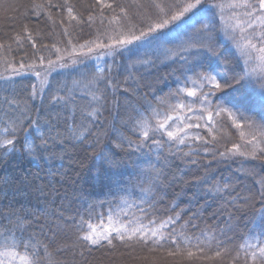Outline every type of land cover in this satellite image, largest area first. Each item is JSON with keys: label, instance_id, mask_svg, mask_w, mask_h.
I'll use <instances>...</instances> for the list:
<instances>
[{"label": "snow or ice", "instance_id": "obj_1", "mask_svg": "<svg viewBox=\"0 0 264 264\" xmlns=\"http://www.w3.org/2000/svg\"><path fill=\"white\" fill-rule=\"evenodd\" d=\"M114 3L115 0L112 3H106V0H95L101 23L106 19L105 9L113 13L108 24L115 25L114 35L102 33L96 40L79 44L80 52H77L76 45H72L70 51L65 49L66 57L59 55L61 49L53 44L52 48L57 53L56 60L48 59L47 66L44 67L45 58L42 56L38 58L41 67H44L41 88L37 89L34 84L30 86V99L42 97L43 89L47 87V77L55 68L77 67L81 70V76L90 77L84 84L87 95L90 97L87 105H77L73 94L74 89L66 90L61 85L57 89V94L51 97L50 102L67 110L68 116L64 117L57 113L49 119V114L41 115L42 110H38L36 117L33 118L32 109L27 104L21 107L16 99L15 81L12 78L25 71H34L35 65H26L20 61L17 67L9 63L8 66L12 69L11 75H0V80L4 82L0 85V91L12 90L9 96L0 100V133L15 137L17 132L27 125L33 131L25 133L24 153L34 160L55 158L56 148H64L66 142L85 144L89 137L92 140L86 145L87 147L99 146L108 136L106 131L101 130L106 123L103 115L108 110L107 94L110 92L115 97L121 88L125 94L130 91L135 93V87H124L129 83L138 87L139 81L133 69L138 64L153 63L151 60H135L123 66L107 63L106 58H112L114 62L115 57L123 55L124 51L134 55L133 46L156 44L165 59L181 62L183 84L191 86H178L170 90L165 97H157V105H153L145 96L143 110L135 105L128 106L135 111L136 115L131 118V121L122 120L121 123L137 139L133 140L119 129L111 128L116 140H109V144L98 154V158L103 162L102 170L110 173L107 179L112 199L107 201L109 208L106 215L102 212H94L95 205L92 204H88L86 210L78 217H64L62 213H56L55 215L60 219L50 220L47 219L48 214L45 212L46 224L55 226L47 230L41 226L39 232H31L29 231L32 227L31 221L21 216L20 212L24 211L35 218L40 214L39 208L35 210L10 208L5 212L0 207V264H76L74 258L76 252L71 261L58 258L59 253L72 248L76 249L83 258L85 251L90 253L94 248L107 247L114 252L118 244L128 250L131 264H157V258L150 255L156 252H164L169 257L185 256L188 260L195 259L201 262L222 260L225 256H229V264H237L238 261L240 264H264V176L254 181L258 185L256 191L245 196L232 195L235 184L229 182L232 180L231 176L226 177L224 182H213L212 178L205 173L203 177L195 181L199 193L211 196L214 200H223L225 204H230L237 210L254 207L256 203H260L261 207L250 221L252 228L239 245H231L232 238L227 236V232L233 230L230 223L231 213L228 214L227 228L220 230L219 234L214 229H204L198 235L188 234L189 221H184L179 229L177 228V223L186 209H180L176 201L169 204V210L174 213L173 215H158L161 211L159 204L167 202L168 189L175 180V178L168 180L166 184L167 175L164 169L169 167L170 157L172 160L179 159L185 162L186 167L196 166L197 168L199 163L193 157L200 156L202 153L211 155L213 160L219 158L226 161L243 157L264 161V146H262L264 145V120L259 123L253 121L234 102L236 97L243 94V90L258 82V101L264 108V71L259 80L254 82L252 73L255 69L245 70L249 61L254 58L261 61V67L264 69V0H256L255 3H252V0H233L228 4H212L210 0H194V2L168 0L167 3L161 4L152 0L151 7L156 11L154 16L148 17L146 30L129 28L127 31L123 28L122 19L130 22L128 7L120 4L114 7ZM131 6L142 7L139 0H132ZM225 7L245 9V11L242 14L233 12L232 15L225 17L223 15ZM51 8H65L69 21L77 19L69 0H64L63 5L52 4L51 0H47V9L43 4H33L32 14L39 16L41 11ZM38 9L40 11H37ZM216 9H220V19L225 22V27L222 29H217L212 23L216 16ZM9 10L16 9L13 5L0 0V11ZM186 13H190L191 16L186 17ZM197 16L199 18L194 23H186L191 17ZM49 19H51L50 14ZM94 19L96 17L89 15L87 20L82 22L91 24ZM231 21L235 22L231 23ZM60 23L63 24L64 20ZM229 28L239 29L243 42L237 40L234 33L229 34ZM250 29L251 32H249ZM24 31L27 35L21 37L17 34L15 42L19 43L22 39H27L35 47L36 41L26 25ZM137 31H139L138 35ZM218 31H223L226 37L233 41L240 55L245 57L242 64L237 62L233 65L226 53L221 50L215 36ZM64 33L67 35V28L64 29ZM254 38L257 40L256 43L253 42ZM104 39H107L108 43L103 42ZM173 40L178 42L171 48L167 47L166 44ZM68 43L71 44L70 38ZM4 48L5 46L0 44V50ZM253 53H259V55L254 57ZM87 60L93 61L91 69ZM101 60L103 64L95 63ZM119 67H123L126 73L123 80L112 74L113 71L118 73ZM35 76L41 77V72L35 71ZM79 83V81H73L74 87ZM205 88L207 91L204 90ZM65 90L66 95H59L60 91ZM210 96H215L217 103H211ZM111 103L112 107H118L115 99ZM222 115L226 120L231 121V126L240 129L239 136L244 141L243 145L233 143L231 148H225L224 151H218L215 147L218 142L214 134L218 123L216 118ZM242 121L248 122L251 129L249 133L243 131ZM94 126H96L95 131ZM203 130H207L210 139L201 134ZM7 136L0 143V148H3L5 152L15 151L14 139H9ZM248 136L251 138L248 139ZM196 142H199L202 147H193ZM209 145L212 146L209 147ZM185 147L188 151H184ZM117 149L120 151L127 149L129 155H139L144 149L148 150L145 153L149 157L146 161L147 170L141 169V173L147 174L148 179L146 182L132 185L133 189L139 188L137 198H132V189L120 180L118 172L115 171L120 164V161L116 159L119 155ZM150 154L155 155L156 163H152ZM210 164L211 161L209 166ZM235 171L239 172L240 169ZM244 174L248 177L259 175L255 169H245ZM49 175L51 176V173ZM209 184L211 187H201ZM37 191L40 195H45L42 185ZM241 200L243 204L239 203ZM99 203L102 206L105 202ZM221 208L223 209L224 205H221ZM85 215L88 219H85ZM195 215L197 214H194V217ZM95 218H99L98 223L92 222ZM65 219L72 221L74 242L71 245L52 248L50 245L55 243L57 233L65 229V225L60 222ZM41 236H46L49 243H45ZM221 236L224 239H221ZM137 248L147 254L133 256ZM122 264H129V262H122Z\"/></svg>", "mask_w": 264, "mask_h": 264}, {"label": "trees", "instance_id": "obj_2", "mask_svg": "<svg viewBox=\"0 0 264 264\" xmlns=\"http://www.w3.org/2000/svg\"><path fill=\"white\" fill-rule=\"evenodd\" d=\"M4 2L13 5L16 10L0 11V44L5 46L3 50H0V75H11L12 69L9 68V63L17 67L20 61H23L26 65H35L34 71H25L21 75L12 78L15 81L16 99L20 102V106L23 107L27 104L32 109L33 118L36 117L38 110H42L41 115L49 114V119L53 118L57 113L67 117V110H63L59 105L50 102L51 97L57 94V89L61 85L66 90L74 89L75 103L80 106H86L90 97L87 95V89L84 88V84L87 83L90 77L81 76V70L77 67L55 68L51 75L47 77V87L43 89L42 97L37 96L30 99V86L34 84L37 89L41 88V79L44 78V67L47 66V60H56L57 53L52 48L53 44L61 49L59 55L66 57L67 52L65 49L67 48L70 51L72 45H76L77 52H80L79 44L96 40L97 36L102 33L109 36L114 35L113 29L115 25L108 24V20L111 19L113 13L105 9L104 16L106 19L101 23L98 18L99 12L96 10L95 0H69L74 14L77 16L76 20L69 21L65 8L44 10L41 11L39 16L32 14L33 4H43L47 9V0H4ZM51 2L52 4L63 5L64 0H51ZM112 2L113 0H106V3ZM156 2L165 4L168 0H156ZM191 2H194V0H191ZM221 2L228 4L233 2V0H210L212 4ZM255 2L256 0H252V3ZM116 4L128 7L131 20L129 22L122 19L125 31L129 28L146 30L145 25L148 23V17L154 16L156 11L151 7L152 0H139V4L142 7L131 6L132 0H115L114 7ZM37 11L40 10L38 9ZM116 11L118 13L119 9L117 8ZM215 11L216 16L212 23L216 25L217 29H222L224 27L223 21L220 19V9ZM226 11L242 14L245 9H229L225 7L223 15ZM136 13H139V15H136ZM49 14L51 19H49ZM89 15L96 17V19L91 24L83 23L82 21H86ZM185 16L190 17L191 14L186 13ZM197 18L199 16L191 17L186 23H194ZM61 20H64L63 24L60 23ZM25 25L32 32L33 39L36 41L35 47L27 39H22L19 43L15 42L17 34H20L21 37L27 35L24 31ZM169 27L171 28L172 26L170 25ZM65 28L68 30L67 35L64 33ZM136 34L138 35L139 31ZM215 36L218 45L226 53L231 63L233 65L237 62L242 64V57L239 50L235 48L233 41L228 39L223 31H218ZM69 38L71 39V44L68 43ZM103 42L108 43V40L104 39ZM177 42L173 40L167 43L166 46L171 48ZM133 48L134 55L124 51L123 55L115 57L114 62L112 58H106L107 63L110 65L115 63L116 66L130 64L135 60H151L153 63L149 65L138 64L133 69L139 85L137 87L129 83L124 85V87H135V93L130 91L125 94L123 88H121L115 97L110 92L107 94L108 110L103 115L106 123L101 130L106 131L108 136L102 140L99 146L95 148L87 147L86 145L91 143L92 140L89 137L85 144L66 142L64 148H56L55 158L34 160L24 153L25 133L33 131L27 125L20 129L15 137L0 133V143H2L5 136L9 139H14L15 143V151L5 152L3 148H0V207L5 212L10 208L13 210L24 208L35 210L39 208L40 214L35 218L27 215L24 211L20 212L21 216H25L32 223L29 231L39 232L41 226H44L46 230L55 226L54 224H46L45 212L48 214L47 219L50 220L60 219L59 216L55 215L56 213H62L64 217H78L79 214L86 210L88 204H92L95 205L94 212L98 211L106 215L109 208L107 201L112 199V193L109 191V180L107 179L110 173L102 170L103 162L98 158V154L109 144V140H116L111 128L115 127L133 140L137 139L121 123L122 120L131 121V118L136 115L135 111L128 106L135 105L143 110L145 96L153 105H157V97H165L170 90H174L178 86H191L183 84L181 62L165 59L161 49L156 44H143L140 47L133 46ZM41 56L45 58L44 67H41L38 59ZM95 63L103 64V60ZM87 64L89 69H91L93 61L87 60ZM35 71H40L41 77H36ZM112 74L120 80H123L126 75L123 67H119L118 73L113 71ZM73 81H79L80 83L74 87ZM3 83L0 80V85H3ZM255 89V86L252 85L243 90V94L236 97L234 102L242 108L246 116L259 123L264 120V108L261 107L258 101V93ZM66 90L60 91L59 95H66ZM204 90L207 91V88ZM11 92V89L0 91V100L5 96H9ZM113 99L117 101L118 107H112L111 102ZM209 101L213 104L217 103L215 96H210ZM171 102L174 103L175 101ZM159 107H163V105H159ZM216 119L218 123L214 129V134L218 138V142L215 144L218 151L231 148L233 143L243 145L244 141L239 136L240 129L231 126V121L226 120L223 115ZM242 123L244 125L243 131L249 133L251 129L248 122L242 121ZM201 134L208 136L209 139L211 138L207 130H203ZM247 138L250 139L251 137L248 136ZM211 146L209 145V147ZM193 147L202 146L199 142H196ZM184 151H188V148L185 147ZM117 152H119V155L116 159L120 161V164L115 171L118 172L120 180L132 189V198H137L139 188L133 189L132 185H138L148 179L147 174L141 173L142 168L147 170L148 167L146 161L149 157L145 155L148 150L144 149L139 155H129L127 154V149L125 151L117 149ZM150 155L152 163H156L155 155ZM193 158L198 161L199 168L196 166L186 167L185 162L169 158L170 165L164 169L167 175L166 184L168 180L173 178L175 180L168 189L167 202L159 204L161 211L158 212V215H173L174 213L169 210V204L176 201L180 209H186L182 213L181 220L177 223V228L179 229V226L184 221H189L188 234L198 235L204 229H214L219 234L220 230L227 228L229 224L228 214L231 213L232 219L230 223L233 230L227 232V236L232 238L230 240L231 245H239L249 234V229L252 228L250 221L261 207L260 203H256L254 207L237 210L232 205L225 204L223 200H214L211 196L199 193L195 181L197 178L203 177L205 173L212 178L213 182H224L226 177L231 176L232 180L229 182L235 184L232 195H250L258 187L254 181H258L260 176H264V161L243 157L226 161L219 158L213 160L211 155H204L203 153ZM210 161L211 164L209 166ZM236 169H240V171L237 172L235 171ZM245 169H255L259 175L248 177L244 174ZM49 173H51V176ZM41 185L45 195H40L37 191ZM145 186H147L146 183ZM201 187L207 188L211 187V185H202ZM101 201L105 202L102 206L99 203ZM239 203L243 204V200L239 201ZM221 205H224L223 209ZM176 210L179 211V209ZM194 214L197 215L194 217ZM85 219H88L87 215H85ZM98 221L99 218H95L92 222L98 223ZM60 222L65 225V229L57 233L55 243L50 245L52 248L60 245H71L75 239L72 221L65 219ZM40 238L45 243H49L46 236H41ZM220 238L224 239L223 236ZM74 252H76L74 257L76 264H86V262L87 264H122V262L131 264L127 254L128 250L119 244L114 252L107 247L94 248L90 253L85 251L83 258L80 257L76 249L69 248L67 251L60 252L58 258L71 261L73 260ZM146 254V252H141L137 248L132 255L144 256ZM150 255L157 258V264H229L230 261L229 256H225L222 260L201 262L195 259L188 260L185 256L169 257L164 252H156ZM237 264H240V262L238 261Z\"/></svg>", "mask_w": 264, "mask_h": 264}, {"label": "rangeland", "instance_id": "obj_3", "mask_svg": "<svg viewBox=\"0 0 264 264\" xmlns=\"http://www.w3.org/2000/svg\"><path fill=\"white\" fill-rule=\"evenodd\" d=\"M230 15H232L231 11H226L225 14H224L225 17H228ZM234 22L235 21H231V23H234ZM223 27H225V22L224 21H223ZM249 32H251V29L249 30ZM233 33L235 34V37H236L237 40H241V34H240V30L239 29H231V28H229V34H233ZM241 42H243V41L241 40ZM253 42L256 43L257 40L254 38ZM253 55H254V57H256V56L259 55V53H253ZM241 57H242V63H243V60L245 59V57H243V56H241ZM249 69H255V71L252 73V79H253L254 82H257L259 80V77H260L262 71H264V69H262V67H261V61L259 59H256V58H254L253 60L249 61V64H248V66L246 67L245 70H249ZM253 85L255 86V88H256L255 90L258 93V91H259L258 82L254 83Z\"/></svg>", "mask_w": 264, "mask_h": 264}]
</instances>
